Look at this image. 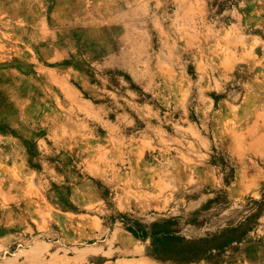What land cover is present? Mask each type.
<instances>
[{
    "label": "rangeland",
    "instance_id": "1",
    "mask_svg": "<svg viewBox=\"0 0 264 264\" xmlns=\"http://www.w3.org/2000/svg\"><path fill=\"white\" fill-rule=\"evenodd\" d=\"M215 197L264 200V0H0V264H175L137 224Z\"/></svg>",
    "mask_w": 264,
    "mask_h": 264
},
{
    "label": "trees",
    "instance_id": "2",
    "mask_svg": "<svg viewBox=\"0 0 264 264\" xmlns=\"http://www.w3.org/2000/svg\"><path fill=\"white\" fill-rule=\"evenodd\" d=\"M228 209V202L216 197L203 205L196 213H207L202 221L194 219L187 223L196 225V230L210 225L211 229L198 236L183 234L177 218L166 219L162 224L155 223L150 227L138 223L134 233L152 237L158 243L156 254L175 264L201 260L220 263L232 258L235 252L253 241L251 235L256 233L264 216V200H247L238 211H231V215L232 212L237 215H229L226 217L228 220H224ZM258 240L261 242V239Z\"/></svg>",
    "mask_w": 264,
    "mask_h": 264
}]
</instances>
